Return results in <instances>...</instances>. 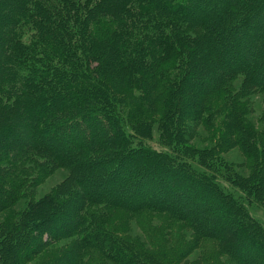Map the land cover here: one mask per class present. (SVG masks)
<instances>
[{
	"label": "trees",
	"instance_id": "16d2710c",
	"mask_svg": "<svg viewBox=\"0 0 264 264\" xmlns=\"http://www.w3.org/2000/svg\"><path fill=\"white\" fill-rule=\"evenodd\" d=\"M256 1L248 13L249 0H192L185 9L178 0H0V211L27 182L38 188L72 169L0 234H23L32 252L77 237L51 264H86L87 247L117 264H260V222L214 173L193 171L166 146L177 140L187 151L194 123H207L206 112L213 119V100L223 101V152L247 153V184L236 183L264 200V131L249 116L250 96L264 100V46L247 51L264 19V0ZM233 4L244 12L222 22ZM154 123L161 148L146 142ZM63 127L87 138L64 144L49 135ZM240 214L257 228L247 230ZM130 220L144 234L134 237ZM0 240L10 256L12 242Z\"/></svg>",
	"mask_w": 264,
	"mask_h": 264
},
{
	"label": "rangeland",
	"instance_id": "374dc122",
	"mask_svg": "<svg viewBox=\"0 0 264 264\" xmlns=\"http://www.w3.org/2000/svg\"><path fill=\"white\" fill-rule=\"evenodd\" d=\"M182 4L183 9L188 6L189 2H192V0H178ZM205 1V0H204ZM215 1V0H214ZM220 1V0H219ZM251 5L253 6L248 13L255 11L256 8L258 9V1L256 0H249ZM233 8L229 14L226 15V19H224L222 22L227 23L230 20H234L237 17H239L243 12V7H237L235 4L232 5ZM7 7H10V4H7ZM206 7L208 8L207 11L214 13L215 9H211L212 4L207 3ZM218 8L217 5H214V8ZM208 13V12H207ZM219 11L217 10L213 16H217ZM262 15L257 17L258 19L261 18ZM256 19V20H258ZM262 26H260L257 31L252 37L254 40H249L247 42V39L245 42L248 44L247 51L256 52V48H261V45L264 46L263 42H260L263 39V30H264V19L261 20ZM261 30V31H259ZM229 32V31H228ZM232 32V31H231ZM258 40L259 42H255ZM256 45H258L256 47ZM226 44L223 40V54H225L226 57L231 58L230 51L226 50L224 51ZM263 55V53H261ZM261 55V56H262ZM264 58V56H263ZM264 76V75H263ZM246 76L244 74H241L239 78L235 81V84H241L245 80ZM207 80V79H205ZM216 95H213L210 99H214ZM251 102L249 104L250 106V113L249 116L251 117V120L254 121V124L257 125V129H259V132L264 131V120H261V116L264 112V100L263 96L260 95H252ZM213 107L217 108V110H213L214 118L211 119L210 113L206 112L204 113V117L208 118L207 123H203L199 121L198 123H194L195 127H193V131H191V134L188 135L189 142L188 147L189 149L186 151L185 148L182 147L179 141L175 140L171 145L165 144L164 139L161 136V130L158 123H154L152 129H153V136L149 138V140L146 139V142L150 144L154 148H161L163 144L169 147V150H172L175 153L184 154L186 158L190 161V165L195 172L199 171H205L214 173L217 177V184H219V187L222 191L232 194L234 201L236 202V206L238 209H240V205L245 204L247 208L250 210L253 217L260 222V227L264 229V200L257 198V196L253 193H250V191L244 186L240 184H247L246 179L250 175V171L252 169V165L248 160L247 153L244 152L239 146L236 145L233 148L226 149L225 152H223V137L226 134H223V101H215L213 100ZM144 106V105H143ZM127 110V108L123 109ZM125 114L127 115L128 112L126 111ZM123 115L126 120L123 121L125 124V127L127 125V129L131 128L130 120L126 115ZM210 119V120H209ZM191 122L190 120L187 121V123ZM103 129L108 130L106 126H102ZM256 129V130H257ZM101 132L102 129H101ZM49 135H52L53 137L60 136L62 140H64L62 143L68 144L73 142L75 139H84L85 132L83 130L76 131L75 133L69 132L66 127L58 128V130H53ZM87 138V137H86ZM46 139V137H44ZM254 140L259 141L258 139L262 140L261 137H254ZM234 140V139H232ZM214 158V159H212ZM72 169H67L65 167H62L58 169L54 175L50 176L46 182L41 185L38 188H32L30 186V182H27L24 186L21 187V197L18 202L12 204L10 207L1 210L0 211V227L4 226L5 223L8 221V219H13L14 222L18 221L19 218H21V215L24 213L26 209H28L31 204L35 201H39L40 198L43 197V195L48 192L52 187L55 186V184L62 182V180L65 178V176L71 174ZM238 175H240V180L238 179ZM32 177V174L30 175ZM239 182L240 184L236 183ZM202 187V184L205 185V182L199 183ZM237 184V185H236ZM203 198V197H202ZM200 199V201L202 200ZM215 198V197H213ZM218 199L214 200L213 204L218 205L219 201ZM199 201V203H200ZM203 202L201 204H204V208L207 209V207H211L210 203L206 200H202ZM201 211V210H200ZM242 213V210H241ZM223 214L226 215V213L223 211ZM126 214L124 213L123 216ZM122 213L119 214L118 217L115 219L117 221H120ZM241 220L244 224V227L247 230H250L257 226L253 225V221L250 220L247 216H242L240 214ZM239 218V217H238ZM152 223H155L157 221H154L152 218ZM241 223V221H239ZM3 223V224H1ZM129 228L132 231V235L135 236H141L143 233L141 228L137 225V223L134 220H130ZM186 231H192L190 229H185ZM144 234V233H143ZM5 237V239L9 242H12L13 249L12 253H10V256H6L5 252H1L2 244L0 243V264H12L13 261H16V259L19 257H23L22 264H51L53 263V260L55 259L59 252L63 250L62 247H65L68 245V243H72L76 241L77 237H69L62 240H58L55 242H47V244L40 249V251H37V248H34V251L32 252L30 244L26 241V238L23 234L21 235H13V234H0V238ZM38 236H34L33 240L31 242H35L34 240H37ZM29 239V238H27ZM78 239V238H77ZM0 242H2L0 240ZM211 247L213 246V243L218 245L217 241L214 239H211ZM6 244V241L3 243ZM38 243H34L33 245H38ZM4 247V246H3ZM35 247V246H33ZM102 250V249H101ZM100 249L94 248V247H87L85 251L84 260L86 264H99L100 261L106 263V264H117L114 262L111 258H108L107 256H104V251H101ZM32 252V254H31ZM200 252L199 249H196L192 252V254L189 257V260L194 258L196 254ZM26 254L27 257H24ZM222 260L227 258V255L222 256ZM258 258L261 260L260 264H264V255L259 254ZM8 261V263H6ZM66 264V261L65 263ZM81 264V263H79ZM84 264V263H83Z\"/></svg>",
	"mask_w": 264,
	"mask_h": 264
}]
</instances>
